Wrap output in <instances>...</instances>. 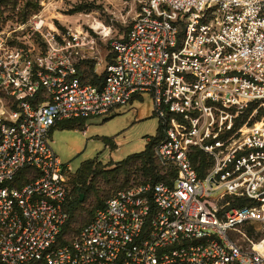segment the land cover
<instances>
[{"label": "built area", "instance_id": "built-area-1", "mask_svg": "<svg viewBox=\"0 0 264 264\" xmlns=\"http://www.w3.org/2000/svg\"><path fill=\"white\" fill-rule=\"evenodd\" d=\"M137 2L100 85L78 71L83 32L42 12L0 29V264H264V118L251 125L264 113V0ZM143 94L170 181L117 193L61 244L73 172L52 130ZM196 150L215 161L202 178Z\"/></svg>", "mask_w": 264, "mask_h": 264}, {"label": "rangeland", "instance_id": "rangeland-1", "mask_svg": "<svg viewBox=\"0 0 264 264\" xmlns=\"http://www.w3.org/2000/svg\"><path fill=\"white\" fill-rule=\"evenodd\" d=\"M41 12L59 30H76L89 37L91 45L86 49L85 59L78 66L85 72V66L93 64L94 73L103 76L105 67L113 55L111 44L130 30L138 12V2L137 0H0V29L7 24L25 22L32 15ZM250 114L251 111L244 115L237 126L246 122ZM263 118L264 113L260 111L252 119L251 125L260 123ZM83 124L88 127L86 134L82 131ZM158 127L159 119L155 115L153 98L143 94L139 99L114 110L110 115L88 119L79 127L71 125L69 128L53 131L51 147L60 162L69 165L73 172L70 177L71 188L76 186L75 174L83 164L94 161L100 165L96 180L90 182L94 191L81 200L82 213L77 218L79 227L91 219L88 213L100 200L109 199L119 191L143 182L141 178L138 180L132 178L124 188L114 191H110L107 186V182L111 184L114 174L119 170L118 163L142 153L147 139L156 136ZM104 140L111 141L112 145L106 144ZM206 158L208 172L215 161ZM158 171L166 176L159 168ZM170 179L171 177L167 175L165 181L169 182Z\"/></svg>", "mask_w": 264, "mask_h": 264}, {"label": "trees", "instance_id": "trees-1", "mask_svg": "<svg viewBox=\"0 0 264 264\" xmlns=\"http://www.w3.org/2000/svg\"><path fill=\"white\" fill-rule=\"evenodd\" d=\"M113 60H114V56L112 55V57L109 59V64H112ZM85 67H86V70L84 72V70H82V68L78 66V71H79L82 82L85 84L100 85L104 78L103 76H99L94 73V65L93 64L86 65ZM83 122L84 121H79V120L78 121H65L58 125H61L62 129H66V128L71 127V125H75L79 127L82 125ZM162 137H163L162 128L159 123L156 136L153 138L147 139L145 150L142 153L131 156L122 163H118L119 170L116 172V174H114L113 181L110 182L111 184L107 182V186L109 187L110 191L124 188L125 185L128 184L132 180V178L134 180H138L141 178L143 182L139 185H146V184L154 185L160 182H166L165 180L167 179V175L163 176L158 171V168L156 167V159H155V153H154L155 147L161 141ZM104 142L106 144L112 145L111 141L104 140ZM190 160L198 176L200 178L204 177L206 175V172H207L206 170L208 168L207 158L205 157V155L201 153L200 151L196 150L193 152V154H191ZM99 168H100L99 164H96L94 161H89L83 164L82 167L79 169V171L75 174L77 175V183H76V186H74L73 188H71L70 186L72 199L68 206L69 220L67 224L65 225V227L63 228V231L60 237L61 244H67L75 236H77L80 230L86 224L90 222L94 213L97 210L103 208L106 201H108L109 199L113 197L112 196L109 199L100 200L96 204V206L88 213L91 219L85 225L79 227V222L77 218L82 213L81 212L82 210L81 200L83 197H88L94 191V189H92L93 185H91L90 182H93V180L94 181L96 180V177L99 174L98 172ZM29 173L30 171H23L20 174V176L28 175ZM170 175L172 176L173 173ZM70 182L71 181L69 180V184ZM128 188L123 189L119 192L127 190ZM244 205H249V204L243 202L241 203L240 206H244Z\"/></svg>", "mask_w": 264, "mask_h": 264}, {"label": "crops", "instance_id": "crops-1", "mask_svg": "<svg viewBox=\"0 0 264 264\" xmlns=\"http://www.w3.org/2000/svg\"><path fill=\"white\" fill-rule=\"evenodd\" d=\"M84 126H85V125H84ZM55 129H62V127H61V125H58L57 127H55V128L52 130V132H51V138H52V133H53V131H54Z\"/></svg>", "mask_w": 264, "mask_h": 264}, {"label": "bare ground", "instance_id": "bare-ground-1", "mask_svg": "<svg viewBox=\"0 0 264 264\" xmlns=\"http://www.w3.org/2000/svg\"><path fill=\"white\" fill-rule=\"evenodd\" d=\"M258 248V247H257ZM260 250L264 249V248H259Z\"/></svg>", "mask_w": 264, "mask_h": 264}]
</instances>
